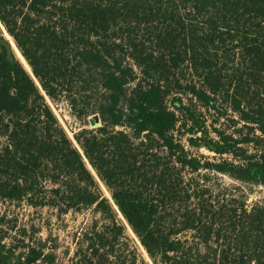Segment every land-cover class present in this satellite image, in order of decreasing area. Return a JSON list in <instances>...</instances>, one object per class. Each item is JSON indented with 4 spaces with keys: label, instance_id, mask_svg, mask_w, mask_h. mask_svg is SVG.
Returning a JSON list of instances; mask_svg holds the SVG:
<instances>
[{
    "label": "trees",
    "instance_id": "16d2710c",
    "mask_svg": "<svg viewBox=\"0 0 264 264\" xmlns=\"http://www.w3.org/2000/svg\"><path fill=\"white\" fill-rule=\"evenodd\" d=\"M254 187L264 0H0V199L99 213L67 264H264ZM3 239L0 264H55Z\"/></svg>",
    "mask_w": 264,
    "mask_h": 264
},
{
    "label": "rangeland",
    "instance_id": "374dc122",
    "mask_svg": "<svg viewBox=\"0 0 264 264\" xmlns=\"http://www.w3.org/2000/svg\"><path fill=\"white\" fill-rule=\"evenodd\" d=\"M48 102L72 139L74 132L93 126V115L79 120L72 114L71 110H68L70 105L65 101L57 102L56 105ZM60 103L61 105H59ZM207 118L210 119L211 117L207 116ZM207 123L209 124V122ZM220 123L221 125L217 126L226 127L225 120H221ZM195 151L196 149H194ZM198 151L209 158L219 157L203 148L198 149ZM101 188L104 194L108 195L102 184ZM263 190L264 187H254L250 200L260 198ZM0 217L3 218L0 221V234L4 235V242L21 246V244L23 245L21 240H23V242H30L34 246L43 245L55 252V264H67L83 232L90 229L94 220L100 223L101 216L92 209L59 212L50 207H33L25 201L13 202L0 199ZM128 234L135 240L138 246L137 251L147 259L141 245L129 229Z\"/></svg>",
    "mask_w": 264,
    "mask_h": 264
},
{
    "label": "bare ground",
    "instance_id": "6f19581e",
    "mask_svg": "<svg viewBox=\"0 0 264 264\" xmlns=\"http://www.w3.org/2000/svg\"><path fill=\"white\" fill-rule=\"evenodd\" d=\"M4 34H5V36L10 40V42H11L13 48H14V51H15V54H16L17 58L21 61V63L24 65V67H25L27 70H30V68H29V66H28V64H27V62L25 61L24 57L21 55V53L19 52V50H18L17 47L15 46V44H14L13 40L11 39V37H10L5 31H4ZM92 171H93V170H92ZM141 248H142V247H141ZM142 250H143V248H142ZM143 251H144V250H143ZM144 253H145V251H144ZM145 254H146V253H145Z\"/></svg>",
    "mask_w": 264,
    "mask_h": 264
},
{
    "label": "built area",
    "instance_id": "2783aa9c",
    "mask_svg": "<svg viewBox=\"0 0 264 264\" xmlns=\"http://www.w3.org/2000/svg\"><path fill=\"white\" fill-rule=\"evenodd\" d=\"M59 105H61V103ZM68 110L70 111V108H68Z\"/></svg>",
    "mask_w": 264,
    "mask_h": 264
},
{
    "label": "water",
    "instance_id": "95a60500",
    "mask_svg": "<svg viewBox=\"0 0 264 264\" xmlns=\"http://www.w3.org/2000/svg\"><path fill=\"white\" fill-rule=\"evenodd\" d=\"M30 71V70H29Z\"/></svg>",
    "mask_w": 264,
    "mask_h": 264
}]
</instances>
